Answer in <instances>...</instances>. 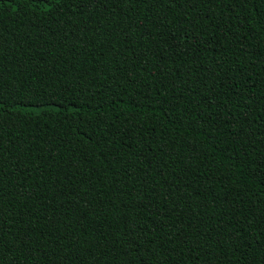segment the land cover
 Listing matches in <instances>:
<instances>
[{
    "label": "trees",
    "instance_id": "obj_1",
    "mask_svg": "<svg viewBox=\"0 0 264 264\" xmlns=\"http://www.w3.org/2000/svg\"><path fill=\"white\" fill-rule=\"evenodd\" d=\"M52 9L0 0V264H264V0Z\"/></svg>",
    "mask_w": 264,
    "mask_h": 264
},
{
    "label": "snow or ice",
    "instance_id": "obj_2",
    "mask_svg": "<svg viewBox=\"0 0 264 264\" xmlns=\"http://www.w3.org/2000/svg\"><path fill=\"white\" fill-rule=\"evenodd\" d=\"M53 2H55V4H57V5L61 4V0H22V3H24V4H34L37 7L41 4H43L44 10L48 11V12H51L53 10L52 9ZM33 10L35 11L36 9H33ZM2 108H3V100L0 99V109H2ZM17 110H20V109H17ZM28 110L36 112V115L41 114V112L37 111L36 109H28ZM41 110H50V109H45L44 106L41 105ZM54 110L58 112L59 107H56Z\"/></svg>",
    "mask_w": 264,
    "mask_h": 264
}]
</instances>
